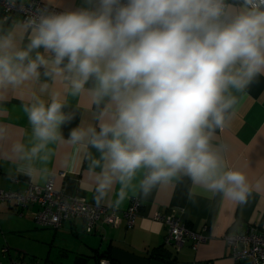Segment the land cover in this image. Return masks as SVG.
<instances>
[{
    "label": "clouds",
    "instance_id": "obj_1",
    "mask_svg": "<svg viewBox=\"0 0 264 264\" xmlns=\"http://www.w3.org/2000/svg\"><path fill=\"white\" fill-rule=\"evenodd\" d=\"M4 7L24 15L0 16V88L38 78L44 68L45 76L69 81L73 95L92 81L93 106L108 100L98 132L89 126L70 133L72 143L90 136L101 153L97 204L116 184L123 200L138 174L145 197L187 177L246 202L247 177L227 164V145L214 140L239 95L264 76V0H81L35 11H25L24 0H5ZM63 107L54 95L47 106L25 108L38 143L30 151L15 145L22 159L63 139L60 128L71 119ZM17 171L30 178L40 172L31 164Z\"/></svg>",
    "mask_w": 264,
    "mask_h": 264
},
{
    "label": "crops",
    "instance_id": "obj_2",
    "mask_svg": "<svg viewBox=\"0 0 264 264\" xmlns=\"http://www.w3.org/2000/svg\"><path fill=\"white\" fill-rule=\"evenodd\" d=\"M28 1L32 0H24ZM33 1L58 9L81 3V0ZM27 43L25 37L19 47L23 49ZM39 51L43 53V49ZM35 54H31L33 58ZM45 71L40 68L38 78L0 88V189L21 192L29 184L44 186L54 177L57 192L97 204L95 178L103 164L101 153L90 146V136L72 143L70 133L89 126L98 132L99 123L106 119L101 114L108 100L105 98L95 107L88 92L93 87L92 81L84 86L82 93L73 95L69 81L45 76ZM54 95L64 104L62 112L71 117L60 128L63 139L48 144L32 160L22 159L14 146L22 144L25 151H30L38 143L25 108L41 101L47 106ZM214 143L227 145V164L247 177L250 194L245 203L212 194L193 185L187 177L158 185L145 197L137 186L141 178L138 174L123 200L117 195L121 186L116 184L106 199L97 204L122 212L132 200L139 201L140 212L132 227L128 229L124 223L115 228L102 225L92 234H86L82 221L65 222L57 230L38 227L33 218L36 207L22 210L12 202H4L0 203V246L6 245L3 249L7 250V258L0 264L15 260L96 264L98 257H104L109 264H249L230 259L224 236L229 232L244 233L251 227L264 230V76L239 95L226 126L217 130ZM94 162L101 166L94 167ZM29 164L40 170L31 178L17 171L20 165ZM168 211L175 212L188 229L202 233L207 241L195 251L189 241L179 250L167 246L165 226L153 218Z\"/></svg>",
    "mask_w": 264,
    "mask_h": 264
},
{
    "label": "built area",
    "instance_id": "obj_3",
    "mask_svg": "<svg viewBox=\"0 0 264 264\" xmlns=\"http://www.w3.org/2000/svg\"><path fill=\"white\" fill-rule=\"evenodd\" d=\"M5 0H0V16L10 14L13 17L23 16L24 12L12 10L8 13L4 7ZM25 3V11H35L44 3L28 1ZM28 5H31L29 8ZM64 177V174L60 175ZM54 177L48 179L44 186L29 184L23 191L7 192L0 189V203L12 202L19 209L36 207L34 223L38 227L57 230L63 223L69 221H82L86 234H92L99 226L119 227L124 223L130 229L138 217L141 208L139 201L132 200L125 211L119 212L114 207H104L89 203L78 197H67L64 193L54 189ZM166 214H156L154 220L165 226L167 246H174L179 250L187 241L191 243L192 250L207 241L202 233L194 232L186 227L180 216L173 211ZM225 247L229 250V257L234 262L244 261L249 264H264V230L256 227L249 228L244 233L229 232L224 236ZM6 252L7 250H3ZM109 261L102 258L98 264ZM7 264H51L49 262H23L21 260L10 261ZM97 264V263H96Z\"/></svg>",
    "mask_w": 264,
    "mask_h": 264
},
{
    "label": "rangeland",
    "instance_id": "obj_4",
    "mask_svg": "<svg viewBox=\"0 0 264 264\" xmlns=\"http://www.w3.org/2000/svg\"><path fill=\"white\" fill-rule=\"evenodd\" d=\"M6 247L5 244H3L2 246H0V263H4L5 262V259L7 258V256H5L6 252H4L3 250V247Z\"/></svg>",
    "mask_w": 264,
    "mask_h": 264
},
{
    "label": "trees",
    "instance_id": "obj_5",
    "mask_svg": "<svg viewBox=\"0 0 264 264\" xmlns=\"http://www.w3.org/2000/svg\"><path fill=\"white\" fill-rule=\"evenodd\" d=\"M102 258H104V257H98V258H97V264H98V261H99L100 259H102Z\"/></svg>",
    "mask_w": 264,
    "mask_h": 264
}]
</instances>
